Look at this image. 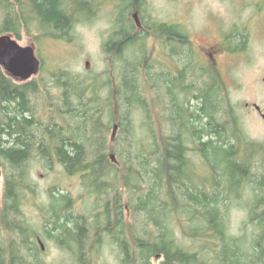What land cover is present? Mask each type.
Returning <instances> with one entry per match:
<instances>
[{
  "label": "rangeland",
  "instance_id": "rangeland-1",
  "mask_svg": "<svg viewBox=\"0 0 264 264\" xmlns=\"http://www.w3.org/2000/svg\"><path fill=\"white\" fill-rule=\"evenodd\" d=\"M85 1L89 6L84 8L79 3L81 9L69 38L40 36L37 35V30L27 32L21 28L20 38L17 40L21 45H33L41 61L39 73L30 80L37 84L38 89L33 94L32 101L36 115L43 120L44 126L51 117L61 125H65L66 121L74 130L78 121L66 114L68 106L66 107L63 99L64 79L57 82L56 78L59 73L67 72L73 79L83 82L78 90L73 88L81 97L77 98L74 94L69 102L84 112V143L86 152L92 153L87 154L88 158H96L97 155L93 153L101 149L105 154L104 158L111 155L113 161L108 159L107 166L110 168L105 172L106 182L101 192L91 189L84 172H66L58 160L51 157L53 147L49 143L43 146L44 153L40 149L33 150L23 167L26 168L23 173L25 178L22 180L14 168L10 169L7 161L0 162V264H122L119 238L129 248L134 247V238L138 239V245H150L149 241L156 243L161 232V228L155 226L152 219H147L144 212L138 215L135 214L134 207L130 208L135 196L126 185L124 176L128 177L130 169L140 170L139 162L129 157L134 153L133 147L126 150L128 146L124 142L114 140V137L119 138L120 135L119 127L115 128L114 118L117 120V115L127 110L121 85L125 69L129 70L131 67L127 66L131 64L126 65V61L135 63L140 57V50L131 47L119 55L114 48H105L112 32L111 26L115 18L113 13L117 10V5H109L106 2L109 0L83 2ZM144 9L145 15H153L152 19L170 20L175 15L186 26V30L191 32V42L196 47L199 43L221 40L223 31L231 35V38H225L224 43L227 45L225 47L233 48L232 53L222 52L217 57V63L210 67L224 89L228 104L235 109L247 139L264 144V0H148ZM90 10L93 14L89 13ZM146 45L140 63L137 62L138 67L135 64L140 72L139 85L146 106L142 109L133 107L129 116L133 122L134 137L143 138L144 142L147 139L149 143V125L161 143L166 137L164 128L167 124L164 119L167 117L162 116L159 111L158 101L161 98L155 88L151 87L146 74L147 70L153 72L154 69L153 64H150V69L146 65L155 54V50H152L155 44L150 40ZM241 48L243 50H238ZM86 62L89 67H86ZM169 105L166 102L165 106ZM164 110L163 108L162 111ZM95 120L97 123L100 121L102 126L109 125V129L103 128L99 132L92 127ZM190 158L196 164L201 163L199 154L191 153ZM257 159L255 156L252 158ZM254 163V171L257 174L264 173L263 162L257 160ZM206 170L207 166L203 165L201 171ZM13 177L22 186L18 196L20 212L8 215V221L13 220L12 227L8 229L3 223L2 207L5 205L6 179ZM131 180L136 181L134 178ZM52 188L57 189L54 191L56 195L59 192L69 193L73 199L72 212L82 214L88 220L79 245L66 242L67 240L60 244L52 237L59 234V230L50 221V208L47 212L52 200ZM252 192L251 184L245 185L241 197L228 204L226 217L227 233L238 238L245 247L248 246V250L252 239L259 233L248 215V202ZM115 209L118 211L117 216L114 215ZM106 210L110 212L108 218L104 215ZM19 220L27 234L18 228ZM162 220L167 224L168 233L175 239L176 244L195 253L194 264H237L233 254L229 252L231 248L226 259L228 262H222L220 255L217 256L219 243L214 237H191L190 229L183 227L186 224L184 215L170 213ZM108 222L113 232L106 229ZM37 237L41 239L42 246L37 242ZM32 240L37 251L35 256L26 253ZM155 250L157 249H153L150 264H162L163 255ZM220 250L222 254L224 247Z\"/></svg>",
  "mask_w": 264,
  "mask_h": 264
},
{
  "label": "trees",
  "instance_id": "trees-1",
  "mask_svg": "<svg viewBox=\"0 0 264 264\" xmlns=\"http://www.w3.org/2000/svg\"><path fill=\"white\" fill-rule=\"evenodd\" d=\"M83 1L0 0V35L10 33L18 39L21 28H24L27 32L37 30V35L40 36L69 38L81 9L79 3L84 8L89 6L88 2ZM89 13L93 14V11L90 10ZM110 47L107 42L105 48ZM127 66H131L128 68L130 71L125 69L126 73L121 80L127 110L119 113L117 120L114 118L122 136L117 134L119 138L114 137V140L124 142L128 146L126 150L133 147L134 153L129 157L139 162L140 170L130 169L128 177L124 176L126 185L135 196L130 208L134 207L135 214L138 215L144 212L147 219H152L154 225L161 228V232L156 243L148 242L152 246L138 245V239L134 238V247L128 248L123 239L119 238L122 264H150L155 248V251L163 255L162 264H194L195 253L176 244L168 233V226L162 218H167L170 213L184 215L186 224L183 227L190 229L191 237H214L219 243L217 256L220 255L223 263L228 262L226 259L231 248L229 252L233 254L237 264H264V173L257 174L254 171L255 161L259 160L264 164V144L247 139L235 109L228 104L216 73L211 67L208 70L200 68L199 72L194 67L191 72L193 78L189 81L184 82L178 77L177 105L172 101V106L165 108L164 116L169 112L171 114L167 116V120L164 119L167 124L164 128L166 137L161 143L158 142L154 129L148 125L147 143V139L144 142L143 138L132 134L133 122L129 113L135 106L144 108L146 100L139 85L138 65ZM206 73L207 79L203 78ZM146 74L151 87L155 88L153 73L146 71ZM56 78L57 82L64 79L63 99L66 107L68 106L66 114L78 120H75L74 130L66 121L65 125H61L51 117L44 126L43 120L36 115L32 101L33 94L38 89L35 81L17 82L0 67V162L7 161L10 169L14 168L22 180L25 178L23 173L26 168L23 167L33 150L40 149L44 153L43 146L49 143L53 147L51 157L56 156L66 172H84L91 189L101 192L106 182L105 172L110 168L107 166L109 162L105 160L101 149L93 153L97 155L96 158H88L87 154L91 152H86L84 143V112L69 102L74 94L77 98L81 97L73 88L78 90L83 82L73 79L67 72L59 73ZM95 122L92 127L99 132L103 128L109 129V125L102 126L100 121ZM10 142L12 143L9 144ZM191 153L200 155V164L191 161ZM254 156L258 159L252 160ZM203 165L207 166L206 172L201 171ZM16 177L6 179L2 213L3 223L8 229L13 223V220L8 221V215L20 212L18 196L22 186L18 179L14 181ZM249 184L253 190L248 202L249 220L259 231L252 239L250 250L238 238L227 233L226 225L228 204L236 202L245 185ZM55 190L57 189L52 188L50 191V220L55 219L54 224L59 227L61 223L58 221L63 218L65 221L61 227L65 234L60 233L61 237L79 245L88 220L84 215L72 212L73 199L69 193L59 192L56 195ZM117 214L115 209L114 215ZM104 215L108 218L110 212L106 210ZM69 223H74V227H70ZM109 224L110 222L106 223L107 230H111ZM17 226L24 233L26 229L20 220ZM60 235L52 237L61 244ZM222 247L223 255L220 250Z\"/></svg>",
  "mask_w": 264,
  "mask_h": 264
},
{
  "label": "flooded vegetation",
  "instance_id": "flooded-vegetation-1",
  "mask_svg": "<svg viewBox=\"0 0 264 264\" xmlns=\"http://www.w3.org/2000/svg\"><path fill=\"white\" fill-rule=\"evenodd\" d=\"M106 2L109 5H117V10L115 9V13H113V17L115 16V18L111 26L113 33L109 34L107 42H109L111 48L118 51L119 55L131 47L140 50L138 54L140 57L135 62L137 65V62L139 64L141 61L144 49L147 48L146 44L150 40L155 44L152 47V50H155V54L146 66L149 67L151 66L150 64L154 66L152 73L155 78L154 82L156 83L155 91L161 98L158 101L160 112L163 108H166V102L170 103L169 108L172 106V101L174 105H177L179 91L178 77L187 82L193 78L191 72H193L194 67V70L197 72L200 71V68L208 70L212 64L217 63V57L222 52L227 51L232 53L233 48L225 47L227 45L224 43L225 38H231V35L229 36L223 31L221 40L213 41L214 43H199L197 44L198 47H196L191 42V32L186 30V26L178 21L175 15L170 20L164 18L152 19L153 15H145L144 8L148 0H109ZM179 40L185 42L186 46L181 47V41ZM238 50H243V48ZM127 64L132 65L131 62L126 61ZM188 65L191 67H188ZM207 73L203 75V78H208ZM53 157L57 159L56 156L53 155ZM107 159L112 160L113 157L109 155ZM48 209L49 207L47 208V212ZM50 221L54 224L55 219H51ZM64 221L63 218L59 219L58 223H61L59 227L54 224L56 229L59 230V235L60 233L65 234L64 229L61 227ZM68 225L74 227V223H69ZM83 231H85V228ZM60 239H62V243L66 240V242L70 241V239H66L64 236ZM37 242L42 246V241L39 237H37ZM34 245L35 242L32 240L30 248L26 250V253L30 256H35L37 253Z\"/></svg>",
  "mask_w": 264,
  "mask_h": 264
},
{
  "label": "water",
  "instance_id": "water-1",
  "mask_svg": "<svg viewBox=\"0 0 264 264\" xmlns=\"http://www.w3.org/2000/svg\"><path fill=\"white\" fill-rule=\"evenodd\" d=\"M0 67L11 77L27 81L39 73L41 61L33 45H21L12 34L4 33L0 35ZM255 108L259 110L257 105Z\"/></svg>",
  "mask_w": 264,
  "mask_h": 264
},
{
  "label": "bare ground",
  "instance_id": "bare-ground-1",
  "mask_svg": "<svg viewBox=\"0 0 264 264\" xmlns=\"http://www.w3.org/2000/svg\"><path fill=\"white\" fill-rule=\"evenodd\" d=\"M179 41H181V43H180V46H181V47H185V46H186V43H185V42H182V40H179ZM132 65H135V63H132ZM164 109H165V108H164ZM160 113H161L162 116H164V114H165V110H164V111H161ZM171 113H172V112H171ZM167 116H171L170 112H169V114L166 115V117H167ZM168 118H169V117H168ZM105 160L108 162V159H105ZM110 161L112 162L113 160H110Z\"/></svg>",
  "mask_w": 264,
  "mask_h": 264
}]
</instances>
